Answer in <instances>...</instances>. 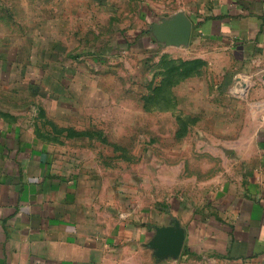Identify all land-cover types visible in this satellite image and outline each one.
<instances>
[{
  "label": "rangeland",
  "instance_id": "rangeland-1",
  "mask_svg": "<svg viewBox=\"0 0 264 264\" xmlns=\"http://www.w3.org/2000/svg\"><path fill=\"white\" fill-rule=\"evenodd\" d=\"M210 1L0 0V175L11 146H38L133 224L137 263L224 264L188 242L215 220L212 193L255 169L264 146L235 143L264 125V78L151 27ZM174 222L181 251L158 258L155 227Z\"/></svg>",
  "mask_w": 264,
  "mask_h": 264
},
{
  "label": "crops",
  "instance_id": "crops-1",
  "mask_svg": "<svg viewBox=\"0 0 264 264\" xmlns=\"http://www.w3.org/2000/svg\"><path fill=\"white\" fill-rule=\"evenodd\" d=\"M197 11L190 35L215 43L209 55L264 78V0H211ZM246 87L240 82L235 90ZM254 138L235 144L264 146V125ZM31 147L11 146L0 175V264H141L133 224L105 215L103 199L82 186V176ZM210 203L215 220L201 222L191 250L224 264H264V147L255 169L221 185Z\"/></svg>",
  "mask_w": 264,
  "mask_h": 264
},
{
  "label": "water",
  "instance_id": "water-1",
  "mask_svg": "<svg viewBox=\"0 0 264 264\" xmlns=\"http://www.w3.org/2000/svg\"><path fill=\"white\" fill-rule=\"evenodd\" d=\"M152 33L154 37L164 42L165 45L180 46L187 44L192 22L182 12L177 13L169 19L152 24ZM157 237L150 245L155 249V255L158 258L166 256H177L182 248L185 233L178 222L173 225L155 227Z\"/></svg>",
  "mask_w": 264,
  "mask_h": 264
}]
</instances>
